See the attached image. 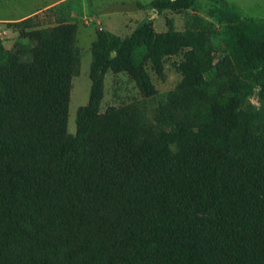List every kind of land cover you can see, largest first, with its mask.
Masks as SVG:
<instances>
[{"label":"trees","instance_id":"1","mask_svg":"<svg viewBox=\"0 0 264 264\" xmlns=\"http://www.w3.org/2000/svg\"><path fill=\"white\" fill-rule=\"evenodd\" d=\"M222 14L218 58L196 29L98 31L74 135L76 24L28 16L12 48L0 38V264H264V22ZM169 56L181 79L153 119L99 111L107 70L152 97L147 66L160 74Z\"/></svg>","mask_w":264,"mask_h":264},{"label":"rangeland","instance_id":"2","mask_svg":"<svg viewBox=\"0 0 264 264\" xmlns=\"http://www.w3.org/2000/svg\"><path fill=\"white\" fill-rule=\"evenodd\" d=\"M149 1L151 0H0V20H12L0 21V38L6 48H12L17 43L20 28L16 22L28 16L35 15L34 21L40 23V27L53 25L60 20L76 24L80 66L78 74L71 79L67 119L69 134L74 135L76 132V110L87 105L89 100L91 46L98 31L124 38L143 23L150 24L156 33L168 29H196L210 43L218 58L222 56L223 48L220 39V32L225 24L222 10L236 12L241 18L264 22V0H191L192 5L188 9H166L160 12L138 5H145ZM48 5L50 9L46 8ZM179 59V56L165 58L163 72L160 74L152 70L150 65L147 66L156 89V94L152 97L142 96L135 82L126 73L107 70L101 78L103 95L99 111L104 112L112 106L134 105L142 110L145 108L149 119H153L159 100L167 96L181 79V74L173 65ZM247 101L257 112L260 107L257 89Z\"/></svg>","mask_w":264,"mask_h":264},{"label":"crops","instance_id":"3","mask_svg":"<svg viewBox=\"0 0 264 264\" xmlns=\"http://www.w3.org/2000/svg\"><path fill=\"white\" fill-rule=\"evenodd\" d=\"M51 5V4H50ZM47 7H49V5L48 6H46V8ZM37 12V11H36ZM36 12H34V13H36ZM0 21H6V22H8V21H12V20H6V19H3V20H0Z\"/></svg>","mask_w":264,"mask_h":264}]
</instances>
